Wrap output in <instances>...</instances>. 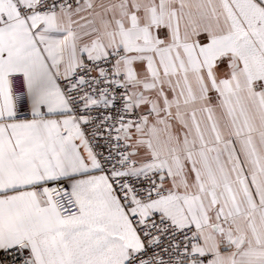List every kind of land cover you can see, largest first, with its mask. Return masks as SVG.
Segmentation results:
<instances>
[{"label":"snow or ice","instance_id":"obj_1","mask_svg":"<svg viewBox=\"0 0 264 264\" xmlns=\"http://www.w3.org/2000/svg\"><path fill=\"white\" fill-rule=\"evenodd\" d=\"M0 264H264V0H0Z\"/></svg>","mask_w":264,"mask_h":264}]
</instances>
